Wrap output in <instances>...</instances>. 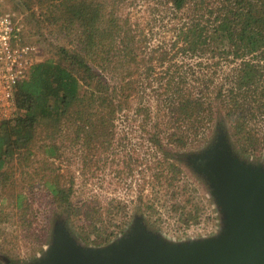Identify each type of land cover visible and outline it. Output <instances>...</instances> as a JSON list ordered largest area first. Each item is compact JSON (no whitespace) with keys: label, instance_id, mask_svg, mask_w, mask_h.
<instances>
[{"label":"trees","instance_id":"1","mask_svg":"<svg viewBox=\"0 0 264 264\" xmlns=\"http://www.w3.org/2000/svg\"><path fill=\"white\" fill-rule=\"evenodd\" d=\"M60 2L62 22L75 32L74 46L40 59L18 84L16 114L0 122V179L13 159L30 154L40 130L51 137L66 125L73 141L101 151L111 141L116 115L125 110L141 118L142 127L152 128L149 138L160 154L155 178L176 188L173 197L187 191L185 180L179 184L182 159L196 140H203L201 146L228 129L239 152H259L264 139V0H226L208 14L201 12L203 0H192L191 12L186 11L189 0H164L166 21L157 16L144 22L122 12L129 0ZM224 38L228 43L222 45ZM220 65L231 68L219 72ZM58 149L45 144L43 153L57 157ZM46 171L41 179L55 203L51 229L60 224L79 245L89 247L88 236L73 221L79 216L102 221L103 211L92 203H73L72 175L64 181L57 168ZM21 201L17 207L24 217L28 207ZM192 211L183 214L192 217ZM127 217L125 227L96 236L103 244L94 246L119 241L137 219H144L139 213ZM52 236L45 244H51ZM40 253L44 258L47 250ZM5 256L0 253V264L19 263Z\"/></svg>","mask_w":264,"mask_h":264},{"label":"rangeland","instance_id":"2","mask_svg":"<svg viewBox=\"0 0 264 264\" xmlns=\"http://www.w3.org/2000/svg\"><path fill=\"white\" fill-rule=\"evenodd\" d=\"M1 1L21 17L27 40L41 48L39 59L57 57L60 47L74 46L75 32L67 29L62 22L64 7L60 0ZM163 2L164 0H129L121 10L124 14L130 13L133 20L139 19L140 22L157 16H163L166 21L169 14ZM203 2L201 12L208 14L210 9H215L226 0ZM192 8V0H189L186 11L191 12ZM155 29L161 30L157 27ZM227 43L224 38L222 45ZM230 68V65H220L217 71L227 72ZM140 120L132 110L119 112L111 132V141L101 151L86 147L80 140L73 141L68 134L69 130L64 129L66 125H62L61 130L51 137L46 136L45 130H40L30 154L13 159L9 163L7 174L3 176L5 179H0V253L7 254L5 257L10 261H18V264H32L35 257H40L41 248H45L47 253L53 249L55 228L51 229L53 222L50 219L54 215L51 212L55 209V203L41 179L47 172L46 168H57L59 172H63L64 181L70 175L73 176V203H92V206L103 211L102 221H92L83 216L73 221V227L88 236L86 243L90 249L103 247L94 246L96 243L103 244L96 236L104 237L109 231L115 233L119 227H125L129 222L127 215L137 213L144 218V230L167 247L202 243L223 237L228 229L223 204L209 178L188 160L190 155L207 151L216 136H210V141L201 146L198 145L203 140H196V143L185 149L182 159L185 171L179 184L185 180L187 191H181V195L173 197L170 194L176 188L168 186L164 181L160 184L155 178L160 154L149 138V130L152 128L150 125L142 127ZM224 135L234 150L231 149L234 157L240 163L264 171V139L260 140L257 148L259 152L247 155L234 148L228 129ZM45 144L59 147L57 157L47 158L44 155ZM192 183L197 186L196 189ZM19 198L22 206L28 207V214L24 217L17 207ZM183 199L188 200L184 202ZM122 208L126 211V216H123ZM191 209L192 217L183 214ZM108 210L115 213L107 215ZM123 219L126 221H122ZM51 230L52 242L48 245L45 241L48 234L52 233ZM1 258L4 257H0L2 261Z\"/></svg>","mask_w":264,"mask_h":264},{"label":"water","instance_id":"3","mask_svg":"<svg viewBox=\"0 0 264 264\" xmlns=\"http://www.w3.org/2000/svg\"><path fill=\"white\" fill-rule=\"evenodd\" d=\"M188 160L209 178L223 204L228 221L223 237L167 247L137 219L119 241L90 249L58 224L53 249L32 264H264V171L240 163L223 133Z\"/></svg>","mask_w":264,"mask_h":264},{"label":"built area","instance_id":"4","mask_svg":"<svg viewBox=\"0 0 264 264\" xmlns=\"http://www.w3.org/2000/svg\"><path fill=\"white\" fill-rule=\"evenodd\" d=\"M41 48L27 40L21 17L0 0V122L16 114L18 84L28 77Z\"/></svg>","mask_w":264,"mask_h":264}]
</instances>
